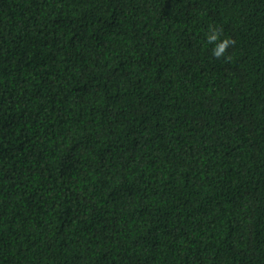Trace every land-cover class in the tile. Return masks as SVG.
Segmentation results:
<instances>
[{
  "label": "trees",
  "instance_id": "trees-1",
  "mask_svg": "<svg viewBox=\"0 0 264 264\" xmlns=\"http://www.w3.org/2000/svg\"><path fill=\"white\" fill-rule=\"evenodd\" d=\"M0 264H264V0H0Z\"/></svg>",
  "mask_w": 264,
  "mask_h": 264
},
{
  "label": "clouds",
  "instance_id": "clouds-1",
  "mask_svg": "<svg viewBox=\"0 0 264 264\" xmlns=\"http://www.w3.org/2000/svg\"><path fill=\"white\" fill-rule=\"evenodd\" d=\"M214 38V37H213ZM228 41H225L223 44H221L218 49L214 52V55L219 56L223 53L224 48L227 46Z\"/></svg>",
  "mask_w": 264,
  "mask_h": 264
}]
</instances>
